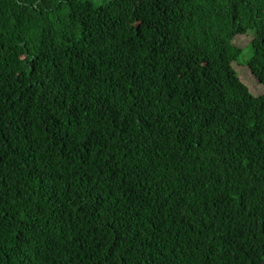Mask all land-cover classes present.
I'll use <instances>...</instances> for the list:
<instances>
[{
	"label": "trees",
	"instance_id": "16d2710c",
	"mask_svg": "<svg viewBox=\"0 0 264 264\" xmlns=\"http://www.w3.org/2000/svg\"><path fill=\"white\" fill-rule=\"evenodd\" d=\"M248 30L264 85V0H0V264H264Z\"/></svg>",
	"mask_w": 264,
	"mask_h": 264
},
{
	"label": "rangeland",
	"instance_id": "374dc122",
	"mask_svg": "<svg viewBox=\"0 0 264 264\" xmlns=\"http://www.w3.org/2000/svg\"><path fill=\"white\" fill-rule=\"evenodd\" d=\"M253 37V30H248L244 34L236 35L233 43H235L240 48L239 58L233 62L234 68L239 74L241 80L245 85H247L249 91L253 95H258L264 92V85L257 82V80L252 75L251 71L248 69V61L252 55V49L249 45L251 38ZM232 63V66H233Z\"/></svg>",
	"mask_w": 264,
	"mask_h": 264
},
{
	"label": "clouds",
	"instance_id": "9594fccd",
	"mask_svg": "<svg viewBox=\"0 0 264 264\" xmlns=\"http://www.w3.org/2000/svg\"><path fill=\"white\" fill-rule=\"evenodd\" d=\"M255 78V77H254ZM264 93V92H263ZM260 94H262V93H260Z\"/></svg>",
	"mask_w": 264,
	"mask_h": 264
}]
</instances>
